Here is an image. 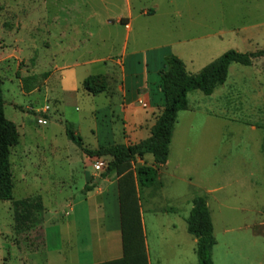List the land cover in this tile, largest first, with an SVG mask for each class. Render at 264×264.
<instances>
[{
    "label": "rangeland",
    "instance_id": "rangeland-1",
    "mask_svg": "<svg viewBox=\"0 0 264 264\" xmlns=\"http://www.w3.org/2000/svg\"><path fill=\"white\" fill-rule=\"evenodd\" d=\"M132 5L133 28L127 33L123 25L105 23L106 19L114 20L122 8V0H0V93L4 116L14 124L18 135V144L10 149L12 200L0 201V264H46L42 234L46 214L56 218L68 245L74 228L80 239L79 246H86L89 240L84 217L86 205L82 200V154L68 139L65 130L70 128L89 138L88 127L99 100L84 95L85 99L78 97L63 110L62 103H56L60 95L59 87L58 93L54 92L56 78L47 82L50 75L57 74L55 68L115 53L126 37L131 49H152L159 54L173 49L171 53L185 59L186 70L191 74L198 73L227 50L253 53L264 46V0H133ZM142 7H153L155 15L138 16L137 11ZM59 15V22L53 24ZM92 69L81 67L74 71L90 73ZM250 104L246 93L239 94V98L231 102L210 98L199 91L189 94L191 110L178 113L176 146L171 148L168 168L162 170L160 177L163 188L148 187L150 195L148 191L144 193V188L135 189L137 210L138 213L142 211L143 218H139V228L135 225L133 231L139 246L145 249L143 219L153 262L159 258L153 239L157 235L163 242L161 264H198L186 223H177L174 236L177 242H182V255L176 252L175 259L168 248L171 233L166 224L169 220L158 213L167 204L177 208L183 205L185 217L188 198L197 193L207 196L204 192L208 175L207 146L213 144L212 149H215L217 140L223 135V119L229 120L230 116L252 119ZM222 109L228 110L225 118L212 115ZM259 112L264 120V108ZM71 114L79 119L78 125L69 121ZM40 120L46 124L42 125ZM225 127L236 128L233 125ZM198 134L203 137L199 138ZM198 144L203 151V154L198 153L200 157L193 155ZM110 161L105 157L86 156L85 164L90 162L92 168L102 174ZM132 166H136L135 162ZM37 196H42L43 211L35 216L29 231L15 234L12 202ZM150 198L153 201L148 209ZM69 199H72L71 207ZM211 211L216 240L212 249L214 264H249L255 257L258 263L264 257V252L253 251L249 231L224 234L221 211L215 208ZM66 213L68 217L64 216ZM156 213L158 216L153 217ZM151 218L155 223L151 224ZM259 231L264 238L263 228L252 230L257 241L263 240ZM249 250L253 253L244 254ZM240 255L248 256L247 260L240 263ZM47 257L49 264H60L58 255L50 253Z\"/></svg>",
    "mask_w": 264,
    "mask_h": 264
},
{
    "label": "crops",
    "instance_id": "crops-1",
    "mask_svg": "<svg viewBox=\"0 0 264 264\" xmlns=\"http://www.w3.org/2000/svg\"><path fill=\"white\" fill-rule=\"evenodd\" d=\"M132 1L122 0V8L115 15L114 20L106 19L105 23L107 25H123L127 33H130L133 28L132 21L134 16ZM61 11L64 12V8ZM137 12L138 16L155 15L153 7L148 9L142 7ZM59 18L60 15L56 18L57 21H55L56 19L54 20L55 22L53 21V24L59 22ZM64 20L66 21V19ZM121 20H123V23H121ZM120 46L115 53L105 57L91 58L87 61L64 64L62 67L55 68L57 77L54 74L50 75L47 81L51 83L52 79L56 78L57 90L55 91L54 89V92L58 93V87L60 92V95L56 97V103H62L63 110L68 108L65 107L67 104H71L72 101L75 102L78 97L85 99L84 95L86 98L92 97L91 99L99 100V106L95 109L92 116V124L88 127L89 138L82 137L81 134L72 130L75 135L81 136V140H84V143L82 141L83 146L90 150L110 145L131 146L148 139L151 135V128L162 112L161 96L158 89V73L163 68L165 57L168 54H173L181 59L186 66L185 59L182 56L177 53H171L173 49L168 51V53L162 54L154 52L152 49H131L128 45V37L123 40ZM189 64L192 65L191 60H189ZM81 67H92L94 69L90 73L74 71ZM69 70L71 72L67 73ZM90 76L102 77L103 88L99 93L92 94L84 89L83 82ZM71 78L72 80L67 83ZM244 93H246L247 100L251 102L250 113L252 119H235L231 116L228 118L229 120L223 119V135L217 140L215 149H212L213 144L210 147L207 146L206 164L208 175L207 186L204 189L207 196L197 193V195L188 198L186 200L187 213L185 217H183V205L177 208L176 205L167 204L158 213L162 217L165 215L169 220L166 224L171 233L168 240V248L174 253L175 259L176 252L179 253L180 257L182 255V242H177L174 236L177 223H186V219L192 209V200L195 197H202L205 200L212 225L211 210L215 208L222 213L224 234L227 235L234 231H249L252 238L251 242H253L254 246L253 251L258 249L262 254L264 252L263 234L260 231L257 232L262 235L263 240L260 241H257V236L252 234V230L257 228L264 229V120L259 116V109L264 108V104L261 103L264 101V69L255 65L246 68L232 67L231 65L226 82L216 88L212 95L208 97L231 102L233 99L237 100L239 94ZM139 100L143 101L147 107L141 108L137 103ZM237 103L239 104V101ZM190 110L188 105L186 111ZM228 114L226 109H222V112L219 110L212 113L214 117L218 118H225ZM69 116L71 117H69V121L78 125L79 119L74 118L72 114ZM208 121L211 120H206V122ZM178 124L179 121L177 119L169 145V154L171 148L176 146L175 132ZM232 125L236 126V128L225 127ZM198 137L202 138L203 135L198 134ZM197 141L200 140L198 139ZM198 153L203 154L201 144L194 147L193 155L200 157ZM81 154L80 164L82 168L80 173L83 182L82 189H84L88 182L92 179L97 181L101 174L92 168L90 162L86 165V155L82 152ZM147 156L151 155H145L142 160L136 159V166L131 165L132 179L136 190H138V183L135 168L143 165H153L152 156L151 158ZM66 158L68 159L67 156ZM169 162L168 155L166 164L159 167L158 185L154 187L163 188L160 177L162 170L168 168ZM194 163L199 162L194 161ZM88 167L91 168V171L88 170ZM127 177L125 174L120 176L110 174L106 178L100 179L92 191L88 193L81 192L83 203L86 205L84 217L87 219L89 231V240L86 242V246H79L80 239L76 228H74L73 234L68 238V245L56 218L51 214H46L42 223L46 264H49L47 256L50 253L59 256L60 264H65L66 262L70 264H110L124 258L119 186L122 183L128 184L129 180ZM70 180H72L71 177ZM58 183L64 184V181H59ZM148 189L144 188V193ZM148 195H150L149 191ZM152 201L153 198H150L148 209L151 208ZM71 202L72 199H69L68 204L70 207L72 206ZM142 214L140 210L138 217L143 218ZM158 214L156 213L153 217H157ZM64 216L68 217L69 215L66 213ZM141 222L145 237L144 255L146 264H161L163 260L161 254L163 242L158 239L157 235L153 238L156 246L155 252L159 255L158 260L153 262L149 252L150 247L146 240L147 234L143 219H141ZM151 222L153 224L155 220L151 218ZM190 237L193 254L196 255L197 239L191 235ZM253 251L249 250L244 254H250ZM246 257L248 258L246 255L245 257L240 255V263L245 259L247 260ZM261 259L263 260L264 257H261ZM261 259L257 263V257H255L249 261V264H264Z\"/></svg>",
    "mask_w": 264,
    "mask_h": 264
},
{
    "label": "trees",
    "instance_id": "trees-1",
    "mask_svg": "<svg viewBox=\"0 0 264 264\" xmlns=\"http://www.w3.org/2000/svg\"><path fill=\"white\" fill-rule=\"evenodd\" d=\"M123 23V20H121ZM231 65L252 67L257 65L264 69V46L253 53H242L227 50L203 67L198 73L191 74L186 70L184 62L173 54L165 57L163 68L159 71L158 89L161 96L162 112L151 128V135L145 141L131 146L110 145L95 150L83 146L82 140L70 129L66 128V136L86 156L111 159L106 170L97 181L93 179L84 187V193L92 191L100 179L111 173L117 176H128V184L119 186L120 206L122 213L124 258L110 264H146L144 247L141 248L133 229L139 228L136 191L132 179L131 164L136 159L142 160L145 155L153 158L152 166L135 168L138 187L148 188L158 185V170L166 164L169 155V145L177 122V115L188 109V95L199 91L210 96L214 90L222 86L228 77ZM100 76H90L83 82L86 91L96 94L103 84H98ZM18 144V135L13 123L4 116V101L0 93V201H11L13 195V180L10 168V149ZM13 230L22 234L31 229L37 214L43 211L41 197L25 198L12 202ZM187 233L197 239L196 257L198 264H214L212 249L216 242L213 236V225L209 210L202 197L192 200V209L186 219ZM140 231V230H139Z\"/></svg>",
    "mask_w": 264,
    "mask_h": 264
},
{
    "label": "built area",
    "instance_id": "built-area-1",
    "mask_svg": "<svg viewBox=\"0 0 264 264\" xmlns=\"http://www.w3.org/2000/svg\"><path fill=\"white\" fill-rule=\"evenodd\" d=\"M137 103H138V105H139L141 108H146V107H147V105H146L143 101H141V100H139ZM46 109H48V107H46ZM40 123H41L42 125H45V124H46V121H44V120H40ZM95 166L98 168V167H99V164H96Z\"/></svg>",
    "mask_w": 264,
    "mask_h": 264
}]
</instances>
